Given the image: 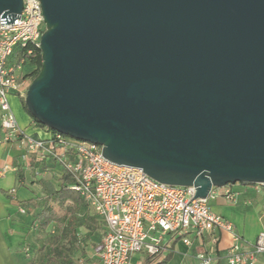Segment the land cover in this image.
<instances>
[{
	"label": "water",
	"instance_id": "1",
	"mask_svg": "<svg viewBox=\"0 0 264 264\" xmlns=\"http://www.w3.org/2000/svg\"><path fill=\"white\" fill-rule=\"evenodd\" d=\"M41 1L40 123L197 197L264 184V0Z\"/></svg>",
	"mask_w": 264,
	"mask_h": 264
},
{
	"label": "built area",
	"instance_id": "2",
	"mask_svg": "<svg viewBox=\"0 0 264 264\" xmlns=\"http://www.w3.org/2000/svg\"><path fill=\"white\" fill-rule=\"evenodd\" d=\"M45 29L41 0H24L17 17L0 19V142H15L24 156L50 157L74 177L72 188L104 226L102 264H144L134 259L137 254L147 255L154 264L161 260L167 235L191 244L190 235L202 236L215 227L233 236L227 264H258L264 254V230L249 250H241V236L233 223L212 210L219 195L236 203L239 192L232 184L213 186L207 197H197L195 186L163 183L140 168L107 160L98 143L59 131L36 137L21 127L9 97L26 94L33 80L28 68L41 49ZM253 186L259 193L264 184ZM198 259L201 264H216L209 254L201 253Z\"/></svg>",
	"mask_w": 264,
	"mask_h": 264
},
{
	"label": "crops",
	"instance_id": "3",
	"mask_svg": "<svg viewBox=\"0 0 264 264\" xmlns=\"http://www.w3.org/2000/svg\"><path fill=\"white\" fill-rule=\"evenodd\" d=\"M12 95L10 103L21 127L36 137H49L52 132L36 124L21 107L20 100H11ZM24 154L25 151L15 142H0V264H30L35 259L37 249L41 247V242L35 241V230H39L35 217L48 199V191L58 190L62 184L64 169L59 163L50 157ZM232 188L239 192L236 203H230L219 195L212 203V210L233 223L241 236L240 249L249 250L259 232L264 230V186L259 193L253 185L239 182L232 184ZM71 203L78 216L85 214V205L75 208ZM22 208L25 211H21ZM98 221L100 227L97 231L81 243L87 253L79 264H102L100 251L104 226ZM80 231L81 238L85 237L88 229L81 227ZM96 237L99 243L92 248L91 239ZM190 238L191 244H185L182 238L171 240L167 235L161 256V260H166L162 264H201L198 259L201 253L215 257L216 264H227L226 255L234 243L231 232L215 227L202 236L192 234ZM147 258L145 254L134 257L144 263ZM258 264H264V254L259 256Z\"/></svg>",
	"mask_w": 264,
	"mask_h": 264
},
{
	"label": "trees",
	"instance_id": "4",
	"mask_svg": "<svg viewBox=\"0 0 264 264\" xmlns=\"http://www.w3.org/2000/svg\"><path fill=\"white\" fill-rule=\"evenodd\" d=\"M41 67L42 52L41 49H39L36 57L32 61V65L28 68L32 78L38 75ZM25 96L26 95L20 96L21 101L23 102L25 110L30 114L25 105ZM30 115L36 124L52 133L56 132V130L40 123L32 114ZM74 181V177L64 170L60 189L48 191V199L40 206L35 217V223L41 231H46L51 225H56L55 233L47 236L39 249L40 262L44 264H74L73 252L80 249L81 253H84V248L81 246V243L94 234L100 227L99 218L91 214L87 204L73 193L75 191L72 188ZM68 199L73 202L75 208L80 207L82 204L85 205L87 207L85 214L83 216H78L73 206H70L64 214H61L54 207L55 204L64 202ZM81 227L88 229V232L85 237L80 238V236H78V230ZM165 260L166 259L160 260L154 264H162ZM35 263V259L30 262V264ZM149 263H151L150 257L146 259L144 264Z\"/></svg>",
	"mask_w": 264,
	"mask_h": 264
},
{
	"label": "rangeland",
	"instance_id": "5",
	"mask_svg": "<svg viewBox=\"0 0 264 264\" xmlns=\"http://www.w3.org/2000/svg\"><path fill=\"white\" fill-rule=\"evenodd\" d=\"M24 95H26V94H24ZM12 96H13V97L11 98V100H15V101H16V100H20V101H21V97L19 96L18 93H13ZM13 103H14V102H13ZM21 107H23V109H25L22 101H21ZM73 193L75 194V196H80L79 193L76 192V191H74ZM71 204H72L71 201L68 199V200H66V201H64V202H61V203L55 204L54 207H55V208H56L61 214H64V213L66 212L67 208H68V209L70 208ZM75 211H76V209H75ZM77 211H78V209H77ZM79 213H80V212H79ZM55 230H56V225H55V224H54V225H51V226L49 227V229L46 230V231L35 230V233H34L35 241H37V242H41V243H39V244H41L40 246H42V245H43V242H44V239H45L47 236L54 234V233H55ZM81 235H82V233H81L80 228H79V230H78V236H81ZM98 243H99V239H98V237L94 238L93 240L91 239V245H92V248H95V246H97ZM39 249H40V248L38 247V249H37V253H36V257H35V262H36L35 264H44L43 262H40V253H39ZM84 252H85V254H84V253H81L80 250H75V252H73L72 255H73V259H74V264H79V263H81V260H84L85 255H86V253H87L86 250H84Z\"/></svg>",
	"mask_w": 264,
	"mask_h": 264
}]
</instances>
